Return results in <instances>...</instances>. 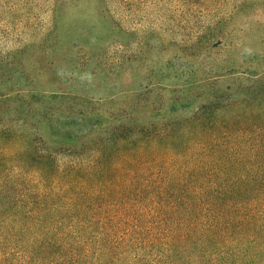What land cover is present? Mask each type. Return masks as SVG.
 Returning a JSON list of instances; mask_svg holds the SVG:
<instances>
[{"label": "trees", "instance_id": "1", "mask_svg": "<svg viewBox=\"0 0 264 264\" xmlns=\"http://www.w3.org/2000/svg\"><path fill=\"white\" fill-rule=\"evenodd\" d=\"M236 76L249 83L235 85L243 98L227 117L214 95L185 126L112 132L76 161L0 150V264H264V73Z\"/></svg>", "mask_w": 264, "mask_h": 264}, {"label": "rangeland", "instance_id": "2", "mask_svg": "<svg viewBox=\"0 0 264 264\" xmlns=\"http://www.w3.org/2000/svg\"><path fill=\"white\" fill-rule=\"evenodd\" d=\"M137 1L36 0L19 18L4 14L10 0H0L7 161L23 160L32 145L57 164L76 161L114 132L185 126L214 95L213 113L227 117L228 103L243 98L235 85L249 83L233 80L237 73H264V2L213 0L204 9L191 0Z\"/></svg>", "mask_w": 264, "mask_h": 264}]
</instances>
